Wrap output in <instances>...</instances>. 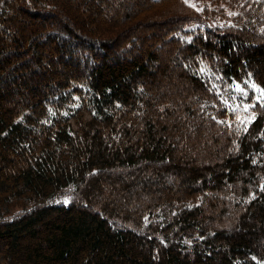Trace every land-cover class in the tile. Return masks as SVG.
Wrapping results in <instances>:
<instances>
[{
  "label": "trees",
  "instance_id": "trees-1",
  "mask_svg": "<svg viewBox=\"0 0 264 264\" xmlns=\"http://www.w3.org/2000/svg\"><path fill=\"white\" fill-rule=\"evenodd\" d=\"M172 67L186 92L154 89ZM249 79L264 88V0H0V264H264ZM178 152L224 156L208 174Z\"/></svg>",
  "mask_w": 264,
  "mask_h": 264
},
{
  "label": "rangeland",
  "instance_id": "rangeland-1",
  "mask_svg": "<svg viewBox=\"0 0 264 264\" xmlns=\"http://www.w3.org/2000/svg\"><path fill=\"white\" fill-rule=\"evenodd\" d=\"M187 2L195 5L197 8H201L203 7V5L208 2V0H186ZM73 17V13L71 15ZM223 20H230L229 17H224V18H221V22ZM231 21V20H230ZM50 26V25H49ZM161 27L157 26V25H147L146 28L143 27L141 28L140 30L136 31V35L141 37L142 35H144L145 37H148L150 33L152 32H157ZM162 33V31H161ZM147 35V36H146ZM157 39V38H156ZM146 40H148V42H152L151 39H148L146 38ZM153 41H155V39H153ZM156 42H153V44H155ZM150 44V43H149ZM149 44H145L144 41H143V45L145 46V49L148 48V45ZM142 46V44H141ZM168 47H169V44L168 43H163V48L161 50V55H169V58H167V56L164 58V62L166 64H171L172 61L171 59H174V56H176V54L174 52H176L174 49L177 48V46L175 47V45L172 47V50L171 52L168 51V54L166 52V50H168ZM175 47V48H174ZM149 49V48H148ZM12 56V62L11 63H15L17 62L18 60L20 59H25L27 57L26 56H18V55H11ZM178 70L175 69L174 67H172V70L171 71H167V74L168 75H165V73H159L157 76L158 78V82L156 83V86L157 88L155 87L154 85V89L156 90H161L163 92H172V94L170 95H173V91L176 89L177 91H183L184 88H187L189 87L190 85H188L187 83H185L179 76H178ZM46 79H41L40 82L42 81H45ZM54 80V79H53ZM239 86L240 89H242L243 93H248L249 92V97L247 98V100H243V101H238L237 99V103H236V106L237 108L239 109L240 113H239V117L241 119H244L246 120V122H249L252 118V114H251V111H250V108L253 104V102L257 99V97H260V99L258 100H262L264 99V93H261L260 91H257V89H264L261 85H259L258 83H256L255 81H253L252 79H249V80H246L245 82H235L234 83V87L235 89L237 90V87L236 86ZM255 85V88H253L252 86ZM31 86H32V83L29 84V90L31 89ZM18 92H17V96L15 95V98L16 102L15 104L18 105L20 102H24V104H26V102H28V99L30 97V92L29 90H27V86H24L22 88L18 87ZM189 90V89H187ZM184 92H186V90H184ZM178 98V97H177ZM181 98V97H180ZM187 98H184L182 100L178 99L179 102H182L183 104H186L187 103ZM245 106H248L247 107V110H245ZM237 112V111H236ZM195 143V142H194ZM192 147L195 149V151H198V145L197 144H194L192 145ZM177 155H180V160L181 163L183 164V167H189L191 165H197V161H199V164L200 166L203 164V165H207L208 167H206V172L208 174H212L215 170V166L214 163L216 162H221L222 160V157L224 156V153H220L218 157H215V156H210V157H204V158H201L200 160H198V158H194L195 156L192 155V152H178ZM194 160V162H193ZM202 163V164H201ZM202 165V166H203ZM202 168V167H200ZM157 170V169H156ZM154 166L150 165V166H146V167H142L140 170H138V172H140V174L143 175H148V174H154L156 172ZM116 183V181H115ZM117 184V183H116ZM66 201V200H65ZM219 203L217 204L216 206V211L213 212V213H217L218 212V208H219ZM262 239V238H260Z\"/></svg>",
  "mask_w": 264,
  "mask_h": 264
},
{
  "label": "snow or ice",
  "instance_id": "snow-or-ice-1",
  "mask_svg": "<svg viewBox=\"0 0 264 264\" xmlns=\"http://www.w3.org/2000/svg\"><path fill=\"white\" fill-rule=\"evenodd\" d=\"M237 90L238 91H243L242 89L239 88V86L237 85ZM253 88H255V85L252 86ZM257 91H260L261 93H264V89H257ZM257 99H260V97H257ZM248 106H245V110H247Z\"/></svg>",
  "mask_w": 264,
  "mask_h": 264
}]
</instances>
